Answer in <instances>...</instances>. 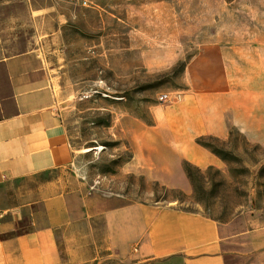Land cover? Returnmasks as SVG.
Segmentation results:
<instances>
[{"label": "rangeland", "instance_id": "obj_1", "mask_svg": "<svg viewBox=\"0 0 264 264\" xmlns=\"http://www.w3.org/2000/svg\"><path fill=\"white\" fill-rule=\"evenodd\" d=\"M39 9L62 15L41 41L77 81L54 85L74 154L64 187L264 221V0H0ZM199 151L217 164L187 160ZM170 159L188 191L164 184Z\"/></svg>", "mask_w": 264, "mask_h": 264}, {"label": "crops", "instance_id": "obj_2", "mask_svg": "<svg viewBox=\"0 0 264 264\" xmlns=\"http://www.w3.org/2000/svg\"><path fill=\"white\" fill-rule=\"evenodd\" d=\"M61 16L0 12V264H254L255 252L263 264L264 221L240 227L176 202L63 186L74 154L54 85L77 81L41 41ZM199 152L187 160L217 164ZM170 160L164 184L188 191L183 159Z\"/></svg>", "mask_w": 264, "mask_h": 264}, {"label": "trees", "instance_id": "obj_3", "mask_svg": "<svg viewBox=\"0 0 264 264\" xmlns=\"http://www.w3.org/2000/svg\"><path fill=\"white\" fill-rule=\"evenodd\" d=\"M185 171L188 174V176L191 178V175H190V172H189V169H188V165L187 164H186V167H185Z\"/></svg>", "mask_w": 264, "mask_h": 264}, {"label": "built area", "instance_id": "obj_4", "mask_svg": "<svg viewBox=\"0 0 264 264\" xmlns=\"http://www.w3.org/2000/svg\"><path fill=\"white\" fill-rule=\"evenodd\" d=\"M166 97V96H165Z\"/></svg>", "mask_w": 264, "mask_h": 264}]
</instances>
